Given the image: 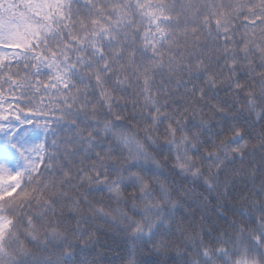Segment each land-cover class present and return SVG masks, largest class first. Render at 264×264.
<instances>
[{"label":"snow or ice","instance_id":"1","mask_svg":"<svg viewBox=\"0 0 264 264\" xmlns=\"http://www.w3.org/2000/svg\"><path fill=\"white\" fill-rule=\"evenodd\" d=\"M0 264H264V0H0Z\"/></svg>","mask_w":264,"mask_h":264},{"label":"trees","instance_id":"2","mask_svg":"<svg viewBox=\"0 0 264 264\" xmlns=\"http://www.w3.org/2000/svg\"><path fill=\"white\" fill-rule=\"evenodd\" d=\"M41 133L37 129H33L30 131V138L35 141L40 137ZM23 162L19 160L18 155L13 154V158L11 160L10 167L13 171L17 169V167L22 166Z\"/></svg>","mask_w":264,"mask_h":264}]
</instances>
